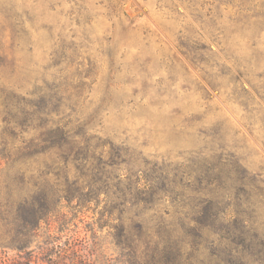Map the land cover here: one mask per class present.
Listing matches in <instances>:
<instances>
[{
  "label": "rangeland",
  "instance_id": "1",
  "mask_svg": "<svg viewBox=\"0 0 264 264\" xmlns=\"http://www.w3.org/2000/svg\"><path fill=\"white\" fill-rule=\"evenodd\" d=\"M262 2L0 0V80L43 96L25 139L68 131L57 163L53 151L37 157L38 175L42 186L72 189L57 214L61 240L77 239L92 264H215L237 250L264 264V77L249 83L230 60L250 53L237 21ZM254 28L264 51V23ZM202 46L239 81H214L198 61ZM3 110L0 97V150ZM126 186L144 187L149 200L137 204ZM96 187L103 192L85 195Z\"/></svg>",
  "mask_w": 264,
  "mask_h": 264
},
{
  "label": "trees",
  "instance_id": "2",
  "mask_svg": "<svg viewBox=\"0 0 264 264\" xmlns=\"http://www.w3.org/2000/svg\"><path fill=\"white\" fill-rule=\"evenodd\" d=\"M181 4L187 7L193 5L192 0H181ZM260 6L263 7L261 13L237 21V23L242 22L243 29L249 33L248 36L252 40L250 46H246V50L250 53L242 59L230 56L233 66L244 73L245 77L249 79V83L257 77H264V74H255L260 65L264 64V51L260 49L261 42L257 40L259 37L254 32V27L264 23V2ZM175 10L179 12L178 9ZM214 13L219 12L216 10ZM217 18L220 19V15L213 16L214 21ZM248 36L244 33V36L241 35L239 39L242 42H247L246 37ZM214 54L216 53L209 46H202L198 51V61L203 63V69L208 70L207 74L214 81L229 76L234 77V81H239V77H235L230 68H224L225 71L222 69L225 66L224 63L219 65L217 61H211V57L210 59L206 58V56H214ZM242 89L246 91L244 87ZM21 91L22 85L16 81L12 82V79L2 81L0 85V97H2V106L4 107L2 121L6 123L0 156L12 170V175L9 177L6 175L3 180L0 179V183L3 184L0 186V250L4 254L6 249H11L16 254L10 261L5 255L0 257V264H92L90 258L82 252L77 239L67 237L64 241L61 240L65 221L61 222L64 218L59 219L57 214L64 198L76 197L72 189L69 186H55V184L49 183H46L48 186H42L39 180L41 175H38L40 164L37 157L45 152L53 151L56 154L53 160L55 163L65 154L68 131L59 126L52 128L51 125L52 129L48 131V134H51L48 137L35 136L25 139L21 135L25 131L23 127L33 123L37 117L39 118L41 112L45 113V110L39 105L40 101H44L41 94L34 91ZM126 188L132 192L137 204L146 203L149 200L143 197V191L146 190L144 187L126 186ZM74 190L79 195H83L81 188H74ZM100 192H103V188L96 187L91 188L85 195L89 197L91 194L95 195ZM105 193L107 194V192ZM125 197V191L119 189L117 198L124 200ZM121 205L123 203L120 201L117 206ZM144 207L148 209V206ZM125 212L126 210H123L122 214ZM120 219L123 222L121 215ZM54 223L57 225L54 226ZM43 228L44 231H42ZM121 231L125 237L133 240V236L126 233L123 226H121ZM137 231L138 235L145 232L144 226L138 225ZM40 237H42L41 241L38 240ZM137 238L139 237L134 239ZM33 243L35 246L31 248ZM172 248L173 252L180 255L179 247L175 243ZM242 252V250H237L236 257L230 251L217 254L215 264H248V260L244 258V252Z\"/></svg>",
  "mask_w": 264,
  "mask_h": 264
}]
</instances>
